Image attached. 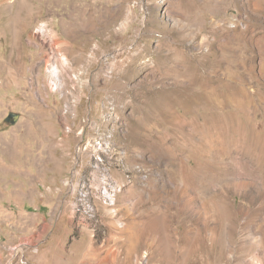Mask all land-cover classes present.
Wrapping results in <instances>:
<instances>
[{
	"label": "rangeland",
	"instance_id": "rangeland-1",
	"mask_svg": "<svg viewBox=\"0 0 264 264\" xmlns=\"http://www.w3.org/2000/svg\"><path fill=\"white\" fill-rule=\"evenodd\" d=\"M0 264H264V0H0Z\"/></svg>",
	"mask_w": 264,
	"mask_h": 264
},
{
	"label": "crops",
	"instance_id": "crops-1",
	"mask_svg": "<svg viewBox=\"0 0 264 264\" xmlns=\"http://www.w3.org/2000/svg\"><path fill=\"white\" fill-rule=\"evenodd\" d=\"M42 205H46V203L44 202ZM40 208L43 209V210H45L43 206L42 207L40 206ZM40 212L46 213L45 211H40ZM144 213H147V212H144ZM146 222L147 221L144 220V218L142 217V215H140L139 217L136 218L135 226H138V227L146 226L148 224ZM120 233H121V235H118V242L116 244H114L112 247L117 248L119 250V249H123V247L126 246V248H128V251L129 250L131 251L135 247L136 242H139V240L132 239V237H134L135 234H134V232L131 229L130 230H126V231L125 230L120 231ZM120 239H124V241H122ZM153 243H156V241L154 239H152L150 241V244L151 245H153Z\"/></svg>",
	"mask_w": 264,
	"mask_h": 264
},
{
	"label": "bare ground",
	"instance_id": "bare-ground-1",
	"mask_svg": "<svg viewBox=\"0 0 264 264\" xmlns=\"http://www.w3.org/2000/svg\"><path fill=\"white\" fill-rule=\"evenodd\" d=\"M41 31L45 32V29L41 28ZM64 60H66V58H62V63H64ZM52 71H53V74L55 76H57L59 74V72H60V69H59L58 65H54ZM120 190H121V186H119V185H116V186L112 187L111 189L108 188L107 185H105L104 190H103V196L105 197V200H104L105 203L108 204L109 206L114 205L115 200H116V196H117V194H118V192Z\"/></svg>",
	"mask_w": 264,
	"mask_h": 264
},
{
	"label": "water",
	"instance_id": "water-1",
	"mask_svg": "<svg viewBox=\"0 0 264 264\" xmlns=\"http://www.w3.org/2000/svg\"><path fill=\"white\" fill-rule=\"evenodd\" d=\"M16 116H17L16 113L11 112L10 115L6 118V120H7L8 122H12V123H14L15 120H16Z\"/></svg>",
	"mask_w": 264,
	"mask_h": 264
}]
</instances>
